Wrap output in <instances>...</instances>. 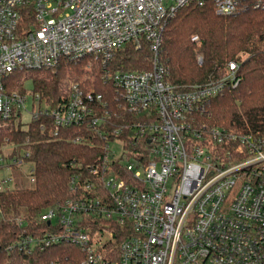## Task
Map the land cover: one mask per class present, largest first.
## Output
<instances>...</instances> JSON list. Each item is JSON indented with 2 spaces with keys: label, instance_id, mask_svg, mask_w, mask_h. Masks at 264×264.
I'll list each match as a JSON object with an SVG mask.
<instances>
[{
  "label": "built area",
  "instance_id": "2783aa9c",
  "mask_svg": "<svg viewBox=\"0 0 264 264\" xmlns=\"http://www.w3.org/2000/svg\"><path fill=\"white\" fill-rule=\"evenodd\" d=\"M207 1L223 16L248 1L264 9V0H0V123H21L29 99L31 119L48 120L55 135L122 120V113L144 115L111 133L108 122L97 130L103 157L81 184L72 178L71 199L40 217L64 233L19 234L10 249L30 253L66 237L85 250L82 264H264V138L207 127L196 117L210 99L238 86V63L219 79L177 88L159 59L166 20ZM144 44L149 70L111 71L117 51ZM84 58L98 63L99 79L115 89L116 111L79 84H70L66 102L52 109L33 90L7 84L12 73ZM112 145L122 148L120 157ZM14 147L0 150L10 148L0 169L26 162L28 154L12 155ZM11 185L0 177V193Z\"/></svg>",
  "mask_w": 264,
  "mask_h": 264
},
{
  "label": "trees",
  "instance_id": "16d2710c",
  "mask_svg": "<svg viewBox=\"0 0 264 264\" xmlns=\"http://www.w3.org/2000/svg\"><path fill=\"white\" fill-rule=\"evenodd\" d=\"M194 36L198 37L197 42L192 41ZM143 46L130 45L117 51L109 66L111 71L149 70L152 55L147 44ZM159 59L168 69V81L177 88L219 79L230 62L238 63V86L210 99L196 117L207 127L264 138V9L248 1L235 13L223 16L216 13L211 1L202 6L188 4L166 20ZM100 71L101 66L91 58L63 59L54 68L12 73L7 84L21 91L23 78L30 79L33 92L51 109L66 102L70 84H79L84 90L101 94L109 111L114 112L116 91L99 79ZM143 117L122 113V120L112 119L97 128H61L56 135L51 123L42 117L32 118L25 129L20 123L14 126L13 118L0 123V150L15 146L12 155L28 154L24 161L31 163L33 179L31 188L0 193V264H82L85 250L67 242L66 237L47 247L38 246L30 253L9 246L19 234L38 239L63 234L61 226L42 222L40 217L71 199L72 178L81 184L96 160L103 157L104 142L97 130L108 122L112 124L107 129L111 133L113 126Z\"/></svg>",
  "mask_w": 264,
  "mask_h": 264
},
{
  "label": "rangeland",
  "instance_id": "374dc122",
  "mask_svg": "<svg viewBox=\"0 0 264 264\" xmlns=\"http://www.w3.org/2000/svg\"><path fill=\"white\" fill-rule=\"evenodd\" d=\"M144 47V46H143ZM142 47V48H143ZM148 47V45H147ZM151 66V65H150ZM23 88L26 92H32L33 90V84L31 80H26L23 83ZM26 111H23L22 117H21V123L20 127L21 129L26 128V124L31 120V110H32V104L30 99L26 103ZM14 126H18V122L13 123ZM111 151L114 152V157H120L122 155V148L119 145H112ZM10 153V148L4 149L2 154H0V161L3 162L4 158ZM112 155V153H111ZM31 165L28 162L23 163L22 165H19L16 168H5L0 169V177H10L12 179V185L11 188H31L32 182H31Z\"/></svg>",
  "mask_w": 264,
  "mask_h": 264
}]
</instances>
